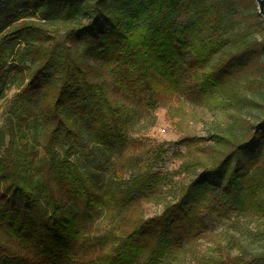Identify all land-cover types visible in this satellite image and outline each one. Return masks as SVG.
<instances>
[{
    "label": "trees",
    "instance_id": "trees-1",
    "mask_svg": "<svg viewBox=\"0 0 264 264\" xmlns=\"http://www.w3.org/2000/svg\"><path fill=\"white\" fill-rule=\"evenodd\" d=\"M243 1L0 0V99L9 73L20 72L0 126V264H165L183 237L198 233L200 208L221 207H213L214 188L221 204L264 217V115L251 124L234 109L231 123L184 138L211 141L208 147L219 154L210 164L183 163L187 171L200 166V175L149 217L134 206L153 195L151 164L125 178L107 161L97 172L70 158L74 148L89 145L115 150L121 168L128 160L136 164L122 152L133 108L112 91L134 98L146 112L162 91L176 92L182 65L195 93L235 105L234 71L264 45L236 28ZM59 21L62 30L54 26ZM7 51L16 54L10 63ZM92 63L109 78L94 74ZM22 128L42 130L43 155L25 166L15 153ZM241 153L249 154L245 162ZM105 207L111 224L93 235L89 226ZM256 260L264 261V253L249 260L209 256L201 264Z\"/></svg>",
    "mask_w": 264,
    "mask_h": 264
},
{
    "label": "rangeland",
    "instance_id": "rangeland-1",
    "mask_svg": "<svg viewBox=\"0 0 264 264\" xmlns=\"http://www.w3.org/2000/svg\"><path fill=\"white\" fill-rule=\"evenodd\" d=\"M235 17L236 28L245 29L247 32L244 39L264 40V20L258 13L254 0H244L238 7ZM54 26L59 30L65 27L60 21ZM182 55L184 63L188 65L190 63L188 53L182 51ZM15 56V53L9 54L7 51L5 58L10 63ZM92 65L94 74L104 72L102 74L109 78L106 70L100 69L97 64ZM234 76L233 79L237 80L238 101L235 105L215 98L208 99L202 94L195 93L196 86L185 65H182L178 72L176 92L162 91L163 94L146 112H142L134 98L122 95L116 90L112 91L118 101L133 108L127 119L125 128L127 141L122 152L130 154L138 161L136 164L129 160L123 163L126 168L123 172L124 167H119L115 150L97 151L91 149L89 145L74 148L70 158L80 160L85 166L94 168L97 172L100 171L98 164L107 161L109 168L116 165L118 174L125 178L135 172L140 164H151L155 175L153 195L134 206V211L142 217L158 214L166 204L177 199L180 191L192 179L200 175V166L187 171L181 169L183 163L200 159L210 164L219 154L208 147L207 144L211 141L200 145L196 142L188 144L187 141H183L184 138L204 136L216 127L231 123L229 114L234 109L251 124L264 115V45L243 59L241 66L234 71ZM9 78L5 94L0 99V126L5 117L9 98L19 83L20 72L11 71ZM244 126V124L238 126L240 133ZM21 134L22 138H17L15 153L18 163L25 166L29 160L37 161L43 155L39 145L42 130L22 128ZM23 145L27 149H23ZM33 153H36V156L33 157ZM248 157L249 154L241 153L242 161L245 162ZM108 174L109 171H104V178H107ZM210 195L216 201L213 207L218 203L221 207L218 210L200 208L198 217L201 225L198 233L183 237L178 253L169 256L165 264H175L170 257L176 258L177 264H201L202 260L209 256L223 258L237 256L249 260L254 255L264 253V217L250 208L243 211L233 210L228 205L221 204L215 188ZM108 212L107 207L101 209L89 226L91 234L98 235L111 224V220L107 218ZM253 264H264V261L256 260Z\"/></svg>",
    "mask_w": 264,
    "mask_h": 264
},
{
    "label": "water",
    "instance_id": "water-1",
    "mask_svg": "<svg viewBox=\"0 0 264 264\" xmlns=\"http://www.w3.org/2000/svg\"><path fill=\"white\" fill-rule=\"evenodd\" d=\"M257 5V11L264 20V0H254Z\"/></svg>",
    "mask_w": 264,
    "mask_h": 264
}]
</instances>
